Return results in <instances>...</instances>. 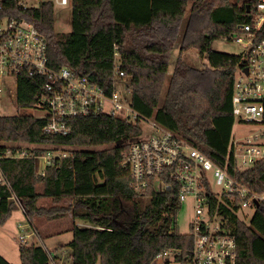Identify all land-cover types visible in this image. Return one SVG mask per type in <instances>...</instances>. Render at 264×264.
Returning <instances> with one entry per match:
<instances>
[{
    "label": "trees",
    "instance_id": "trees-1",
    "mask_svg": "<svg viewBox=\"0 0 264 264\" xmlns=\"http://www.w3.org/2000/svg\"><path fill=\"white\" fill-rule=\"evenodd\" d=\"M256 2L71 0L68 32L55 31L50 0L24 9L15 7V0H6L5 12L34 22L46 40L49 67L69 66L107 94L113 88L114 72L122 71L128 77L134 110L231 172V96L234 73L243 58L212 50L210 44L231 38L238 24L250 22ZM175 47L178 55L168 76ZM190 48L206 53L209 65H189L181 55ZM42 86L39 77L19 76L17 104L35 106ZM45 122L33 114L0 115L4 180H0V225L17 209L11 199L15 195L32 227L35 218L70 216L72 239L67 246L73 264H156V256L165 248L186 252L191 247V236L177 230L180 202L175 190L148 186L137 191L130 184L122 158L128 140L141 133L138 122L107 113L79 116L67 120V133L45 132ZM23 149L29 155L17 156ZM45 151L66 155L55 154L40 174L38 157ZM238 177L260 191L264 163ZM41 198H49L51 204L39 205ZM210 201L214 207L217 199ZM220 211L237 241L236 264H264V202L255 206L247 221L222 204ZM79 220L85 225L77 224ZM18 252L20 264H51L50 253L40 245L21 242ZM0 264L12 263L0 254Z\"/></svg>",
    "mask_w": 264,
    "mask_h": 264
},
{
    "label": "built area",
    "instance_id": "built-area-1",
    "mask_svg": "<svg viewBox=\"0 0 264 264\" xmlns=\"http://www.w3.org/2000/svg\"><path fill=\"white\" fill-rule=\"evenodd\" d=\"M5 1L0 0V84L10 85L9 79H13L15 90H7L16 96L19 76L43 79V93L34 107L38 113L35 116L46 120L45 132L67 133L68 119L99 113L146 123L149 131H155L147 134L141 128L138 136L128 140L122 164L129 172L130 184L137 191L148 186L156 190L173 189L180 203L190 198L193 204L188 233L191 247L186 252L165 248L156 256V264H236L237 241L228 232L220 204L237 214L254 211L256 205L264 202V178L263 188L257 191L238 177L256 164L264 163V0H257L251 21L238 24V30L231 34V38L244 45L243 61L234 73L231 112L234 122L250 127L242 135L231 136V172L227 165L213 163L179 135L134 110L116 89V84L125 77L122 71L114 72L113 88L107 94L99 84L69 66L49 67L42 33L32 20L6 13ZM56 2L64 5L68 0ZM15 5L23 9L30 6L24 0H15ZM55 154L66 155L45 151L38 157V173H45V165ZM27 155L28 151L23 149L17 156ZM0 180H3L1 171ZM214 186L219 187V194ZM213 197L217 199L214 207L210 201ZM11 199L23 212L20 200L15 195ZM237 216L248 220L245 214ZM18 238L26 242L27 235Z\"/></svg>",
    "mask_w": 264,
    "mask_h": 264
},
{
    "label": "rangeland",
    "instance_id": "rangeland-1",
    "mask_svg": "<svg viewBox=\"0 0 264 264\" xmlns=\"http://www.w3.org/2000/svg\"><path fill=\"white\" fill-rule=\"evenodd\" d=\"M30 6H36L43 0H24ZM54 4V29L57 32H68L71 29V0H68L67 4L61 5L56 0H50ZM214 3L218 0H213ZM241 4L242 0H230ZM210 49L220 51L224 53L242 55L244 51L243 43L236 42L233 38H218L211 42ZM178 55L177 47L173 50V54L170 58L167 75L169 76L173 70L176 57ZM183 59L191 66L196 68H203L209 65L207 54L200 55L195 48H190L183 52ZM10 85L1 83L2 92H0V115H14V114H33L37 115V109L34 106H19L16 102L15 92L11 94L7 89L11 88L15 90V83L13 79H9ZM12 83V84H11ZM128 77L120 79L116 84V89L121 93L125 100H130V89L128 85ZM126 104V102H125ZM120 115V114H119ZM143 131L147 134H153L155 131H149V127L146 123L140 124ZM250 127L248 125H242L238 122H234L232 127V135H242ZM25 148H32L34 145L29 143H14ZM214 190L217 194L220 193V189L214 186ZM226 203V200H224ZM39 205H49L51 201L49 198H41L38 201ZM16 208L12 211L11 216L3 226L0 228V254L12 264H20L18 247L21 244L19 235H27L26 243L42 246L50 253L51 264H73L69 255L71 249L67 246V243L72 239V231L70 230L72 220L70 216L64 218L48 219L45 217H39L32 220L33 227L30 222L24 216L23 212L18 209V205L15 203ZM192 200L187 198L180 203L179 209L176 215L177 230L180 233L190 232V222L193 217ZM252 210L238 211V215H246V218H250ZM84 221H78L79 225H85ZM7 249L5 251L2 246ZM99 264V263H97Z\"/></svg>",
    "mask_w": 264,
    "mask_h": 264
},
{
    "label": "crops",
    "instance_id": "crops-1",
    "mask_svg": "<svg viewBox=\"0 0 264 264\" xmlns=\"http://www.w3.org/2000/svg\"><path fill=\"white\" fill-rule=\"evenodd\" d=\"M8 219H9V218H8ZM8 219H7V220H8ZM7 220H6V222H7ZM6 222H5V223H6ZM5 223L2 224V225H0V228H3V226L5 225ZM76 223H77V224H80V223H78V221H76ZM1 246H2V245H1ZM2 248H3L5 251H7V249L4 248L3 246H2ZM1 255H2V254H1Z\"/></svg>",
    "mask_w": 264,
    "mask_h": 264
},
{
    "label": "water",
    "instance_id": "water-1",
    "mask_svg": "<svg viewBox=\"0 0 264 264\" xmlns=\"http://www.w3.org/2000/svg\"><path fill=\"white\" fill-rule=\"evenodd\" d=\"M247 9H246V12H249V5H246ZM124 141V139H121L118 141V143H122Z\"/></svg>",
    "mask_w": 264,
    "mask_h": 264
}]
</instances>
